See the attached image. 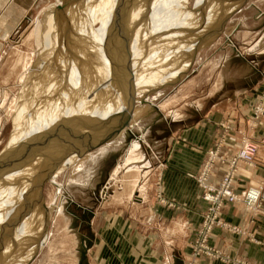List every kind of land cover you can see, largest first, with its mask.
Here are the masks:
<instances>
[{
  "label": "rangeland",
  "instance_id": "1",
  "mask_svg": "<svg viewBox=\"0 0 264 264\" xmlns=\"http://www.w3.org/2000/svg\"><path fill=\"white\" fill-rule=\"evenodd\" d=\"M242 1L172 0L164 3L162 0H33L26 11L22 12V8H19L20 12L13 14L14 18L10 17L0 23V212L3 213L0 214V264L87 263V250L92 242V217L105 211L109 203L112 204L109 194L115 193L118 179L122 177V171L118 173L119 170H114L118 164L121 169L127 170L128 166L122 164V161L128 144L133 140L137 142L135 153L142 154L145 158L147 168L144 170H147L150 183L155 166L161 163L167 153V146L163 142L171 137L170 129H175L174 118L165 113V108L161 109L162 105H168L167 110H175V86L187 76L198 78L199 75H196L203 67L201 62L213 59L221 52V48L226 46V36L233 41L241 35H236L238 28L236 29L235 20L237 16L248 12L234 13L232 9L244 4ZM101 2L103 7L98 8L102 5ZM179 3H182L179 10L171 13ZM256 3L264 8V0H256ZM56 5H61L58 14ZM85 5L88 6L85 8ZM108 8L116 11L114 15L110 16ZM133 8H136L134 12L139 10L141 22L133 21L135 26L132 27L133 22L128 24L129 21L117 20L119 16L118 19L121 20L131 15L134 20L136 14ZM2 12L1 19L6 15ZM49 12L51 16L47 19ZM115 19L118 26L124 23L117 31V28L114 29L115 22L111 23ZM11 23L16 24L12 29ZM102 24L106 27L103 28ZM127 25L131 26L127 27L129 36L125 32L123 37ZM98 26L103 30L102 33H99L101 31ZM150 26L154 27L153 31ZM110 40L112 44H109ZM77 45L88 48L90 55L87 56V51L85 59L79 57ZM60 66L64 74L69 73L72 77L71 83H68L71 90L67 93L71 96L70 99L62 88L61 82L64 79L59 73L55 80L52 79L57 76L56 69ZM81 67L83 76L80 73ZM128 68L130 75H122ZM202 78L203 76L199 80L202 81ZM49 80L51 83L54 80L59 85L57 84L58 94L52 97L48 108V97L53 90L51 92L48 89L49 95L43 94V91H46L45 86L50 87L47 82ZM98 82L102 85L92 96L94 99L88 97L84 100L83 89L87 85H98ZM133 90L134 95L131 96L129 93ZM59 96V105L64 113L53 123L50 116ZM263 96L264 84L254 92L250 103H247L244 116L252 126L264 121ZM185 100L177 107L187 108L190 103L187 95ZM257 106L261 111L256 114L254 109ZM73 109H78L79 114L72 116ZM108 129H111L110 132ZM219 129L215 142L204 150V157L196 174L207 160L208 151L217 148L224 159L232 155L224 154L220 147L236 128L223 117L220 119ZM223 129L227 131L224 133ZM32 130L34 133H44L34 137ZM50 131L52 133L48 137ZM97 131L101 133L97 136L98 139L95 136ZM63 133L66 134L65 137ZM237 133L239 144L241 136L252 141L243 129L237 130ZM51 140L55 143L49 155L27 157L34 156L41 148L43 151ZM25 141L28 146L36 145L40 148L35 147L37 152L23 155V158L20 147ZM89 143L93 144L84 147ZM16 147L20 154L15 153ZM82 148V158L76 160ZM26 161L28 164L24 163ZM40 161L44 162L38 166ZM214 165L216 164L210 165L208 174ZM217 165L224 169L223 163ZM52 168L48 182L43 185L41 197L40 185ZM134 171L135 169L130 173ZM157 172L158 168L154 177L158 176ZM155 197L159 202L164 201L158 190ZM42 199L47 209H42ZM25 202L29 204L28 214L23 220L17 221L19 214L13 205L17 203L21 207ZM83 217H88V220L82 221ZM86 244L85 255L81 257L80 250ZM189 257L191 258L190 254Z\"/></svg>",
  "mask_w": 264,
  "mask_h": 264
},
{
  "label": "crops",
  "instance_id": "2",
  "mask_svg": "<svg viewBox=\"0 0 264 264\" xmlns=\"http://www.w3.org/2000/svg\"><path fill=\"white\" fill-rule=\"evenodd\" d=\"M23 1L0 0V13L6 14L0 18V23L8 17L14 18L13 14L19 13V8L26 11L33 0ZM242 2L244 4L232 9L234 13L248 12L235 20L236 35H241L233 41L226 36V46L221 48V52L215 58L201 62L203 67L196 75L198 78L187 76L175 86V110H167L168 105H162L161 109L165 108V113L174 118L175 129H170L171 137L163 142L167 153L155 166L158 176L154 177V172L150 183L147 170H144L147 162L142 154L135 153L137 142L133 140L128 144L122 161L128 166L127 170L121 169L120 164L114 170L122 171V177H116L119 180L116 191L109 194L112 204L92 217V242L87 250L86 264H174L179 258L183 264H235V261L264 264V121L252 126L244 116L247 103L264 84V8L256 0ZM25 4L26 9L23 10ZM14 25L11 23L10 29ZM201 76L202 81L199 80ZM183 93L190 102L187 108L177 107L185 100ZM223 117L236 129L229 133L220 147L221 152L232 154L235 151L239 144L237 130L243 129L257 144L255 164L239 163L232 186L239 192L261 185L259 206L257 210L250 211L241 202L226 204L221 219L237 227L238 231L213 228L207 243L220 255H199L189 260V243L194 238L206 205L194 176L203 160L204 150L217 139L219 122ZM99 134L97 131L95 136ZM83 151L82 148L76 160L82 158ZM222 172L219 165H214L209 171L210 181L217 183ZM156 179L159 180L158 188ZM157 190L163 202L156 199ZM83 219L88 220V217Z\"/></svg>",
  "mask_w": 264,
  "mask_h": 264
},
{
  "label": "built area",
  "instance_id": "3",
  "mask_svg": "<svg viewBox=\"0 0 264 264\" xmlns=\"http://www.w3.org/2000/svg\"><path fill=\"white\" fill-rule=\"evenodd\" d=\"M254 111L257 114L261 109L257 106ZM225 128H228V125H225ZM223 131L225 133L227 129H223ZM216 149L214 151H208L209 156L207 160L200 168L198 174L194 176V180L200 188V197L206 205L194 238L189 243V254L191 258L199 255L210 257H217L220 255L217 249L211 247L207 243V239L213 228L217 227L233 232L238 231L237 227L228 225L221 219V209L226 204L241 202L247 207V209H250V211L257 210L259 206V198L262 189L261 185H258L257 187L250 186L239 192L234 191L232 186V180L239 162H243L248 166H253L255 164L254 156L256 152V144L248 139L242 138L241 136L239 147L228 159L221 158ZM218 163H223L224 169L219 181L213 183L209 179L208 168L210 165ZM167 204L170 205V203ZM188 258L189 260L191 259L190 257ZM235 262L240 264H251L240 261Z\"/></svg>",
  "mask_w": 264,
  "mask_h": 264
},
{
  "label": "bare ground",
  "instance_id": "4",
  "mask_svg": "<svg viewBox=\"0 0 264 264\" xmlns=\"http://www.w3.org/2000/svg\"><path fill=\"white\" fill-rule=\"evenodd\" d=\"M21 1H23V0H21ZM30 1V0H29ZM103 1V0H102ZM164 3H167L168 1H172V0H162ZM20 2V1H19ZM19 2H17V3H19ZM24 2V1H23ZM25 2H27V1H25ZM22 3V2H21ZM21 3H20V6H21ZM102 3V2H101ZM122 5V4H121ZM181 5H182V3H179L178 5H176L172 10H171V13H174V12H176V10L178 9L179 10V8L181 7ZM25 6H26V4L24 5V8H23V10L24 9H26L25 8ZM27 6H28V4H27ZM86 6H88V5H85L84 7L86 8ZM18 7V6H17ZM21 7H23V6H21ZM101 7H103V3H102V5H100L98 8H101ZM132 7V6H131ZM156 7V6H155ZM87 8H89V7H87ZM122 8V7H121ZM124 9V8H123ZM136 8H133V12H134V10H135ZM156 9V8H155ZM85 9H83V12H85L84 11ZM90 10V9H89ZM157 10V9H156ZM59 11H60V9H57L56 10V12H57V14L59 13ZM108 11H109V13H110V16L111 15H114V13L116 12L113 8H108ZM130 11H132V8H131V10ZM86 12L88 13V10H86ZM165 12H167V11H165ZM169 12H170V10L167 12V14L166 15H168L169 14ZM130 13V12H129ZM136 15H135V17L136 18H134V20L132 19L134 16L133 15H131V16H129V17H127V19H125V18H122L121 20H119L118 18L120 17H118L117 18V20L118 21H122V22H124L125 20L128 22V24L130 23L131 24V22H133V21H138V22H141L142 21V18L140 19L139 17H140V12H139V10H137V11H135L134 12ZM134 13H130V14H134ZM85 15V14H84ZM83 15V16H84ZM120 15V14H119ZM164 15H165V13H164ZM10 16H11V13H10ZM133 16V17H132ZM162 16V15H161ZM166 17V16H165ZM9 18V17H8ZM6 20V19H5ZM116 19L114 20V21H111V23L112 22H115V23H113L114 24V26L116 25V27L114 28V29H116L115 31H117L118 30V28H119V26L120 25H122L123 26V24L124 23H120V25L118 26V24H116L118 21H117ZM7 21V20H6ZM108 21V20H107ZM5 22V21H4ZM102 22V21H101ZM137 22V23H138ZM155 22V21H154ZM164 22V21H163ZM100 23V22H99ZM110 23V22H109ZM113 24H111L112 25V27H114L113 26ZM136 24V23H135ZM141 24H143V23H141ZM141 24H140V26H141ZM145 24V23H144ZM147 24V23H146ZM153 24H155V23H153ZM103 25V28H105L106 27V25H105V27H104V24H102ZM101 25V26H102ZM107 25H108V23H107ZM126 25V24H125ZM133 25V26H132ZM151 25V24H150ZM109 26H110V24H109ZM118 26V27H117ZM130 26V25H129ZM128 25L125 27V29H127V27H129ZM131 26L132 27H134L135 25H134V22H133V24H131ZM130 26V27H131ZM99 27V26H98ZM145 27V26H144ZM146 27H148V24H147V26ZM146 27H145V29H146ZM100 28V27H99ZM123 28V27H122ZM141 28V27H140ZM142 28H143V25H142ZM149 28V27H148ZM86 29V28H85ZM112 29V28H111ZM136 30H139L138 28H136ZM150 30L151 31H153L154 30V27H152V26H150ZM96 31V30H95ZM95 31H93V32H95ZM100 31L101 32H99V33H102V31L103 30H101V28H100ZM142 31V30H141ZM86 32V31H85ZM109 32H111V31H109ZM119 32H121V31H119ZM128 34L127 36H129V33H128V29L127 30H125L124 31V33H123V37L126 35V33ZM132 32V31H131ZM139 32V31H138ZM148 32H150L149 30H148ZM88 33H92V32H88ZM104 33V32H103ZM113 33V32H112ZM143 33H145V31H143ZM98 34V33H97ZM125 34V35H124ZM150 34V33H149ZM148 36V35H147ZM150 36V35H149ZM148 36V37H149ZM38 37V36H37ZM123 37H121V38H123ZM145 37V36H144ZM143 38V37H142ZM146 38V37H145ZM126 40V39H125ZM128 40V39H127ZM126 40V41H127ZM144 40V39H143ZM188 41V40H187ZM112 42V40H110V42H109V44ZM125 42V41H124ZM112 44V43H111ZM109 47H110V45H108ZM112 46V45H111ZM77 47V49H78V55H79V57H83L84 59H85V54H87L86 52L88 51V55L87 56H89L90 55V52H89V49L88 48H85L84 46H76ZM115 47V46H114ZM105 48V47H104ZM112 48V47H111ZM100 49H102V48H100ZM99 50V49H98ZM111 50V49H110ZM115 50V49H114ZM83 51V52H82ZM102 51V50H101ZM99 52V53H101L102 54V52ZM108 52H109V50H107ZM103 52H104V49H103ZM97 53H98V51H97ZM111 53V52H110ZM104 54H102V56H103ZM104 57V56H103ZM142 60V59H141ZM56 61L57 62H59V60H57L56 59ZM91 65V64H90ZM82 68V67H81ZM80 68V73H81V76H83L82 75V73H83V68L81 69ZM131 71H134V70H131ZM56 73H57V76L54 78H52V79H56L57 77H58V73H59V76L61 77V78H63L64 80H62V82H61V85H62V88H64V90L66 91V95H67V93L68 92H70V88H69V84L71 83L70 82V80L72 79V77H71V75L68 73V74H64V72H63V68H62V66H60V67H58L57 69H56ZM129 74V73H131L130 72V70H129V68L127 69V72L126 71H124L123 73H122V75L123 74ZM130 75V74H129ZM52 76H53V74H52ZM122 77V76H121ZM123 78V77H122ZM50 79V78H49ZM77 78H75V80H76ZM124 79V78H123ZM129 79V78H128ZM54 80H52V83L50 82L51 80H49V81H47V82H49V84H50V87L49 86H45L46 87V91H43V94H45L46 93V95L48 94L47 92H50L48 89L50 88V90H51V92H52V90H53V93L48 97V101H47V105H48V108L50 107V105H51V101L50 100H52V97H55L57 94H58V90H57V84H58V82H54ZM67 81V82H66ZM80 81V80H79ZM78 81V82H79ZM128 81V80H127ZM119 82V81H118ZM69 83V84H68ZM123 83V82H122ZM121 83V84H122ZM48 84V83H47ZM54 84V85H53ZM46 85V84H45ZM59 85V84H58ZM78 85H80L79 83H78ZM101 85H102V83H100V82H98V85H95V86H93V85H90V86H86L84 89H83V91H82V94H83V97H85L84 98V100L86 99V98H88V97H94V93H95V91L96 90H98L100 87H101ZM111 85V84H110ZM116 85V84H115ZM120 85V84H119ZM118 85V86H119ZM111 87V86H110ZM114 87V86H113ZM117 87V86H116ZM103 88V87H102ZM101 88V89H102ZM110 89V88H109ZM102 91V90H101ZM100 91V92H101ZM131 96H133L134 95V90L133 91H130V93H129ZM49 95V94H48ZM42 96V95H41ZM44 96V95H43ZM70 97L71 96H69V95H67V98L68 99H70ZM92 97V98H93ZM94 99V98H93ZM60 101H61V96H59V98L58 99H56V101H55V103H56V106H55V108H53V111H52V114H51V120L53 121V123L54 122H56L55 120L57 119V118H61V113H64V110H63V108H62V106H60L59 105V103H60ZM93 101V100H92ZM91 101V102H92ZM90 102V103H91ZM45 103V100L43 101V104ZM46 104H45V106H47ZM71 113H73L72 114V116H76V115H78L79 114V111H78V109H73V111H71ZM46 116V115H45ZM49 117V118H50ZM52 117H53V119H52ZM48 118V119H49ZM121 119H122V116L120 117ZM35 121V120H34ZM46 121V120H45ZM63 126H65V125H63ZM56 128V127H55ZM31 132V131H30ZM31 133H33V135H34V137L35 136H37V135H39L40 133H44L43 131L41 132H37V133H34V131L32 130V132ZM52 132L50 131L49 133H48V137H50V134H51ZM30 134V133H29ZM54 134H57V133H55L54 132ZM57 135H60V133L59 134H57ZM29 136V135H28ZM63 136L65 137L66 136V134H64L63 133ZM31 139V138H30ZM34 139H36V138H34ZM27 140H28V138H27ZM44 140V139H43ZM54 140V139H53ZM53 140H51L50 141V143L49 144H47V147H45V149H43V151H41L42 150V148L41 149H39L40 147H38V146H36V145H34V146H32V145H30V146H28L27 145V142L25 141V144H23L21 147H20V150L22 151V157L24 158V156L23 155H30V154H32L33 152H37V150H35V147H38V149L41 151V153H40V151L39 152H37L34 156H27V157H30V158H35V156L38 154V158H40V157H42V156H45V154H46V156L47 155H49V153L51 152V150L54 148V145H53V143H55V141H53ZM29 141V140H28ZM32 141V140H31ZM20 142H21V140H20ZM19 142V143H20ZM30 142V141H29ZM19 146V145H18ZM17 146V147H18ZM40 146V145H39ZM16 147V152L15 153H17V154H20V151H18L19 149ZM43 147V148H44ZM33 148V149H32ZM47 148H49V151H48V149ZM14 151V150H13ZM12 155H14V154H12ZM9 158H11V157H9ZM6 160V159H5ZM9 160V159H8ZM7 160V161H8ZM42 161H40L39 162V164H38V162H37V164H38V166H40L42 163H41ZM25 164H28V161H26V162H24ZM30 166H32V165H30ZM33 167H35L34 165H33ZM37 167V166H36ZM27 202H29V200H27ZM38 203V206H37V208H39V202H37ZM13 207L14 208H16L17 209V214H19L22 210H24V208H26V210L24 211V215L23 214H21L20 213V215H18V219H16L17 221H19V220H23L22 218L23 217H25L27 214H28V211H29V204L28 203H26V205L24 204L23 206H19V204H17V203H14V205H13ZM23 208V209H22ZM52 209V208H51ZM1 210V209H0ZM3 211V210H2ZM0 214H3V213H1L0 212ZM17 216V215H16ZM42 222H43V226H44V219H42ZM43 230H44V227H43ZM31 233V232H30ZM0 235H1V233H0ZM44 236H45V232H44ZM44 236H43V240H44ZM29 236H27V238H28ZM29 239V238H28ZM43 240H42V242H40V246L42 245V243H43ZM2 242H3V240H2ZM25 250V249H24ZM36 251H37V248L35 249ZM8 252V251H7ZM33 252H34V250H33ZM33 252H31V254L33 253ZM31 254L29 255V256H31ZM34 254V253H33ZM3 255H6V252H3ZM29 256H28V258H29ZM0 257H1V255H0ZM27 258V259H28ZM26 259V260H27ZM0 260H1V258H0Z\"/></svg>",
  "mask_w": 264,
  "mask_h": 264
},
{
  "label": "water",
  "instance_id": "5",
  "mask_svg": "<svg viewBox=\"0 0 264 264\" xmlns=\"http://www.w3.org/2000/svg\"><path fill=\"white\" fill-rule=\"evenodd\" d=\"M59 7H61V5H56V7H55V9H59ZM156 108V107H155ZM111 157H115V156H111ZM54 168V167H53ZM53 168L51 169V170H49L48 171V173L46 174V177H45V179H44V181H43V183L40 185V189H41V197H42V189H43V185H44V183H46V182H48V179L50 178V174H51V172L53 171ZM102 182V181H101ZM101 182H100V184H101ZM41 203H42V209L44 210V209H47V207L45 206V203H44V200L42 199V201H41ZM25 205H26V202H25ZM23 209V208H22ZM26 210V208H24V210H22V212H20L21 214L24 212ZM47 211V210H46ZM20 213H19V215H20ZM25 214V213H24ZM23 214V215H24ZM12 227L13 226H11V230H12ZM9 236V235H8ZM83 246V248L80 250V253H81V257H84V255H85V248H86V246H87V244L86 245H82ZM176 260H178V262L177 263H175L174 262V264H183V261L179 258V259H176ZM175 261V260H174Z\"/></svg>",
  "mask_w": 264,
  "mask_h": 264
}]
</instances>
